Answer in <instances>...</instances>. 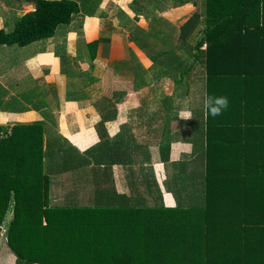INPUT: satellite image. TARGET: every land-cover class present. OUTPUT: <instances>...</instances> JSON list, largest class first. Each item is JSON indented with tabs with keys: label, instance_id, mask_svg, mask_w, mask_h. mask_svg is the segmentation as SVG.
Segmentation results:
<instances>
[{
	"label": "trees",
	"instance_id": "16d2710c",
	"mask_svg": "<svg viewBox=\"0 0 264 264\" xmlns=\"http://www.w3.org/2000/svg\"><path fill=\"white\" fill-rule=\"evenodd\" d=\"M148 1L161 10L191 4L188 31L201 23L194 44L184 29L177 37L185 58L175 55L172 37L162 40L177 86L190 91L188 74L204 70L190 99L204 150L197 193L188 191L187 178L174 207L50 206L42 124L15 125L0 132V235L14 264H264V0ZM25 2L33 10L18 16L11 31L0 29V46L50 39L80 12L75 0ZM137 29L133 42L151 38L152 28ZM96 46L87 44L93 59ZM8 95L0 84L1 112L25 110ZM124 95L119 89L93 103L99 123L115 119ZM205 95L226 96L227 110L206 116Z\"/></svg>",
	"mask_w": 264,
	"mask_h": 264
},
{
	"label": "crops",
	"instance_id": "0c3cea01",
	"mask_svg": "<svg viewBox=\"0 0 264 264\" xmlns=\"http://www.w3.org/2000/svg\"><path fill=\"white\" fill-rule=\"evenodd\" d=\"M75 1L80 12L72 16L69 24L64 25L60 40L52 47L53 51L55 47L63 48L62 55L52 53L46 57L45 53L33 54L29 51L24 54L23 51L19 56L15 53V65L8 66L5 71L1 70L0 63V84L9 92L5 100L14 97L25 107L21 112L0 111V132L8 133L15 125L28 126L35 122L42 124L45 131L44 145L49 143L43 169L48 178L50 206L110 203L116 207H174L177 204L178 189L184 180L189 179L188 191L193 188L194 194L199 187L198 174L203 169L201 162L204 150L200 147L203 140L198 136L199 120L195 115L198 109L192 105L176 104V100L182 101L185 96L177 91L178 86L174 83L177 80L173 82L175 87L171 94H166L167 99L156 105L151 103L154 107L147 105L145 97L149 93L143 88L136 93L132 86L135 78L129 72L131 60L125 63V53H115V48L125 50L122 37L119 36L120 41L116 43L118 33H110L111 25H114L120 34H125L129 43L126 50L134 51V45L129 41L132 30H145L148 27V10L156 7L148 0ZM2 2L8 4L7 9L0 4L3 9L16 13L14 20L33 10L26 2L16 6L12 4L14 0ZM155 10L158 11L154 16L165 18L166 12L162 13L159 8ZM3 13L4 10L0 8V16ZM74 19L79 23L75 27L77 33L72 31ZM74 33L78 38L71 42L69 37ZM87 36L90 40H87ZM91 42H97L94 59L92 51L87 47ZM73 57L77 62L86 63L87 67L94 66L97 70L91 74L83 67L82 70L74 69L75 72L86 74L84 79L78 80L81 93L74 98L66 94L56 96V81L61 78L62 68H71L68 64H74ZM121 57L124 60L119 61ZM52 58L57 63L51 62ZM103 62L111 68L110 76L113 77L111 86H108L109 92L101 89L96 91L98 88L95 87L102 78L98 67ZM38 65L41 66L35 71L34 66ZM23 76L30 82L19 83L18 79ZM25 84L26 89L20 90L17 87ZM119 89L125 90V95L115 106V119L99 123L98 110L93 103ZM161 96L158 95L157 99ZM170 100L174 102H168ZM82 101H87L89 106L78 108ZM184 110L192 112V119H180L179 113ZM188 122H191L190 125ZM7 262L14 264L10 259Z\"/></svg>",
	"mask_w": 264,
	"mask_h": 264
},
{
	"label": "rangeland",
	"instance_id": "374dc122",
	"mask_svg": "<svg viewBox=\"0 0 264 264\" xmlns=\"http://www.w3.org/2000/svg\"><path fill=\"white\" fill-rule=\"evenodd\" d=\"M2 1H4V0H0V4H2L3 6H6L4 8L7 9L8 4H6L5 2H2ZM24 2H25V0H14V3H12V4H13V6H16V4L17 5L21 4V3L25 4ZM88 5L89 4H86V6H88ZM0 8L2 10H4L3 15L0 16V28H5V29L11 31L13 28V22H14V18H15L14 15H16V13L14 11H9L10 9H8V10L3 9V7H1V6H0ZM155 9L156 8L151 7V9L148 10V20L146 19V23L148 24V27L145 30L147 31L150 28L153 29L152 32H150V33H152L151 38L147 39L144 36L141 40H135L133 42L131 40V37L134 38V35L139 33V29L135 28L132 30L133 33L131 34L129 41L134 45V47H133L134 51L132 49L130 51L126 50L129 47L128 46L129 43L125 39V34H122V33L120 34V31H118V29L114 28V25H111V28H110L111 34L118 33L117 34L118 36L115 39L116 43H117V40L120 41V37H122V39H123L122 45H123V48L125 50L122 51L119 48L118 49L115 48V53H117L119 55L122 52L125 53V55H126L125 58L127 60V62H125V63H128V61L131 60L129 62V72L135 78V79H133L135 82L132 84V86H134V88L136 89V91H137L136 93H138L141 90V88H143L144 90H146L147 93H149V94H146L147 97H145V101L148 102L147 105H152L151 103H155V105H156V103L163 102L165 99L168 98V96L166 94H168V93L171 94V92L173 91V89L175 87V85L173 87V82L175 80H178L179 77H178L177 71L175 72V70H174V66H172L171 69L168 68V66H167V62L165 61V57H163L164 44H163L162 40L163 39H169L172 37L173 48H174V46L176 47L175 48L176 49L175 55L181 56V58H185L187 55L184 52L183 47L182 48L180 47L181 44L176 45L177 37L179 34L182 33V29H184V31H183L184 34H187V32H189L188 31L189 30V26H188L189 23L188 22L195 12V8L193 6H191V4H185V5L178 6V7H170L169 6V8H167V9H164V10L160 9L162 11V13L166 12L164 14L165 18H163V17H157L158 15H155V16L153 15L156 13V11H158ZM157 19H161L162 21L159 20L158 22H155V21H157ZM151 23H153V24L151 25ZM78 24L79 23H78L77 19H74V21L72 23V29H73L72 31L75 33H77L75 27L78 26ZM63 28H65V27L59 26V29H56L55 36L53 38H51L50 40H43V41L34 42V43H32L26 47L0 46V63L2 64L1 70L5 71L8 66L15 65L16 59H14V58H15L16 54H17V56H19L20 53L23 51H24V54H28L29 51L32 52L33 54L45 53L44 55L46 57H49L52 53H57L59 55H62L64 53V51H62L61 49H63V48L55 47L56 50H54L55 51L54 52L52 50V47L54 46V44H56L58 42V40H60V38L62 36L61 32H62ZM195 28L192 31V33L189 32L190 35L187 36V38H186L187 42H190L192 44H194L195 39H197L198 36L200 35L201 23L198 25V27L196 29ZM75 33L73 35L71 34V36L69 37V41L75 42V40H77L76 38H78V37H77V34H75ZM87 40H90L89 36H87ZM139 43H141V44L144 43L143 46L146 48L147 52L145 51L144 47H142L143 50H141V48L138 47ZM64 49H65V46H64ZM144 57L146 58V60H144L145 59ZM149 59H151L152 62ZM54 60L55 59L52 58L51 62H53L54 64L57 63ZM122 60H124V58L123 59H122V57L119 58V61H122ZM72 61L74 62V64H72V63L68 64V66H70L71 68H69V67L62 68V73H61L62 79L58 78V80L56 81V85H55L56 89H54V95H56V96H62V95L66 94V95H69L70 97L74 98V97L78 96L79 93H81L79 90V88H81V84L78 82V80L84 79L86 77V74L82 73V72H75V71H73L74 69L75 70H78V69L82 70L81 68L83 67L88 72H91V74L97 70V68H95L94 66H92V67L88 66L87 67L86 63L81 64V62H77L75 57H73ZM169 61L175 62V59H172ZM38 64H39V62H38ZM61 64H62V61H61ZM168 64H170V63H168ZM117 65H119V64H117ZM172 65H174V63ZM40 66L41 65L34 66L35 67L34 70L36 71V69H39ZM184 66L187 67L188 63H186ZM98 68L101 70V75H102L101 77L102 78L99 79L98 85H95V87L98 88L96 91H99L101 89L103 92H109L110 90L107 91L110 88L108 86H111L110 81L113 78L112 76H110L111 68H109L105 64V62H103L100 65V67H98ZM118 69L121 70L122 67L119 66ZM202 76H204V70H202V69H198V70L194 69V70H192V72H190L188 74V79H186V84H188L189 82L191 83V85H190V83L188 85V86H191V90L189 91V89L185 88L186 85H184V84L178 85L177 91L180 92L181 96L182 95H185V96L183 97L182 101L176 100V104L179 103V106L180 105L181 106L191 105L190 99H191V94H192V88L195 84L200 83V81L203 78ZM21 81L22 82H30V80L26 79V76L20 77L18 79L19 83ZM122 85H124V84H122ZM17 87L20 90H23V89L27 88V85L26 84L25 85H18ZM160 94H162V96L159 99H157V96ZM163 96H164V98H163ZM171 101L174 102L173 100H170L168 102H171ZM197 103L199 104V102H197ZM155 105H152V107H154ZM78 106L77 107L81 109L83 107L89 106V103L87 101H82V104H78ZM146 119H147V117H145V120ZM136 187L139 189V191L141 190L139 188V186H136ZM134 190H137V189H134ZM7 259H10L11 263L15 262V258L13 256V254L9 251V249L6 246L5 235H0V264H8Z\"/></svg>",
	"mask_w": 264,
	"mask_h": 264
},
{
	"label": "clouds",
	"instance_id": "9594fccd",
	"mask_svg": "<svg viewBox=\"0 0 264 264\" xmlns=\"http://www.w3.org/2000/svg\"><path fill=\"white\" fill-rule=\"evenodd\" d=\"M228 106L229 100L226 96L205 95L202 100L205 115L213 118L221 115L223 111L227 110ZM179 117L184 120L192 119V112L190 110L181 111Z\"/></svg>",
	"mask_w": 264,
	"mask_h": 264
}]
</instances>
